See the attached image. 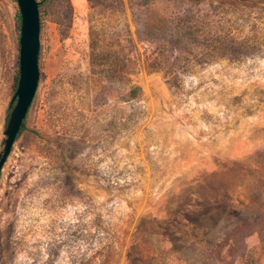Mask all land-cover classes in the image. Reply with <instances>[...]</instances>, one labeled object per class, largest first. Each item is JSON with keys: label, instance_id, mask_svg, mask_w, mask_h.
<instances>
[{"label": "rangeland", "instance_id": "obj_1", "mask_svg": "<svg viewBox=\"0 0 264 264\" xmlns=\"http://www.w3.org/2000/svg\"><path fill=\"white\" fill-rule=\"evenodd\" d=\"M37 1L0 264H264V0ZM17 11L0 0V151Z\"/></svg>", "mask_w": 264, "mask_h": 264}, {"label": "water", "instance_id": "obj_2", "mask_svg": "<svg viewBox=\"0 0 264 264\" xmlns=\"http://www.w3.org/2000/svg\"><path fill=\"white\" fill-rule=\"evenodd\" d=\"M21 15L19 74L0 151V176L34 99L39 77L40 17L37 0H16Z\"/></svg>", "mask_w": 264, "mask_h": 264}, {"label": "trees", "instance_id": "obj_3", "mask_svg": "<svg viewBox=\"0 0 264 264\" xmlns=\"http://www.w3.org/2000/svg\"><path fill=\"white\" fill-rule=\"evenodd\" d=\"M38 3L40 4V2H38ZM16 16H17L18 28H19V30H20V25H21V15H20V11H17ZM19 36H20V34H19ZM18 74H19V70H18ZM17 80H18V77H17V79H16V85H15V86H17ZM138 90H140L138 87H133V88L130 90V96H131L132 98H134V97L136 96V92H137ZM14 103H15V101L12 102V103L10 104V109H9V110L12 109ZM8 117H9V114H8ZM24 126H25V125H24V123H23V126H22V128H21V131L24 129ZM21 131H20V132H21Z\"/></svg>", "mask_w": 264, "mask_h": 264}]
</instances>
